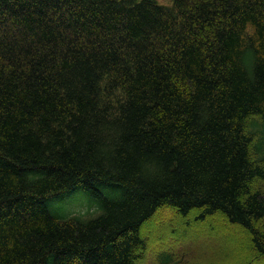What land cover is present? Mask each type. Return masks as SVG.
<instances>
[{"label":"trees","instance_id":"1","mask_svg":"<svg viewBox=\"0 0 264 264\" xmlns=\"http://www.w3.org/2000/svg\"><path fill=\"white\" fill-rule=\"evenodd\" d=\"M171 2L0 0V264H264V0Z\"/></svg>","mask_w":264,"mask_h":264},{"label":"rangeland","instance_id":"2","mask_svg":"<svg viewBox=\"0 0 264 264\" xmlns=\"http://www.w3.org/2000/svg\"><path fill=\"white\" fill-rule=\"evenodd\" d=\"M157 3L161 5H169L171 4V0H155ZM89 205H92V202L89 198L81 191V189H75L67 194H64L58 198H53L48 200L47 207L52 214H56L59 216L68 215L71 216L73 214L81 215L84 210H86ZM165 215V210H162L159 215H157L154 219L151 220V225L157 223L162 216ZM173 221H176L178 217L173 216ZM172 221V222H173ZM170 222V223H172ZM179 222V221H178ZM221 223V222H220ZM222 224V223H221ZM152 227V226H151ZM208 231L205 226L196 227L195 229H190L188 232L186 231L185 239H181L183 242V248H187L188 242H192L196 246H198V250L202 254L207 256L217 255L216 251H225V254L235 253L240 249H245L247 246L246 235L239 233L238 231H230L227 228H222L219 225H214L213 228ZM146 230V231H145ZM143 232V235H149L148 227ZM200 231H202L200 233ZM170 241L174 243L175 251L180 249V245H182L181 241L177 239V241L172 240L169 236L165 241ZM150 250L148 251L145 261L143 264H153V258L151 254H154L155 248L157 247L156 242L151 239L150 241ZM178 242V243H177ZM177 252V251H176ZM220 252V254H223ZM153 261V262H152Z\"/></svg>","mask_w":264,"mask_h":264},{"label":"bare ground","instance_id":"3","mask_svg":"<svg viewBox=\"0 0 264 264\" xmlns=\"http://www.w3.org/2000/svg\"><path fill=\"white\" fill-rule=\"evenodd\" d=\"M68 216V215H67Z\"/></svg>","mask_w":264,"mask_h":264}]
</instances>
